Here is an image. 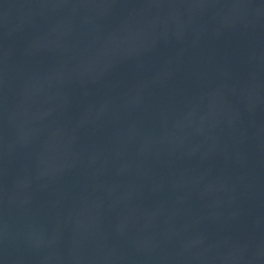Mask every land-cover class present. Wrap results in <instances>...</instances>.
Returning <instances> with one entry per match:
<instances>
[{"label": "water", "instance_id": "water-1", "mask_svg": "<svg viewBox=\"0 0 264 264\" xmlns=\"http://www.w3.org/2000/svg\"><path fill=\"white\" fill-rule=\"evenodd\" d=\"M0 264H264V0H0Z\"/></svg>", "mask_w": 264, "mask_h": 264}]
</instances>
